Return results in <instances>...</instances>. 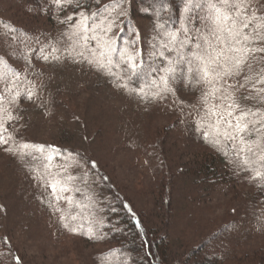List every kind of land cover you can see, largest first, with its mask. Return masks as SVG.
<instances>
[{"label": "rangeland", "instance_id": "obj_1", "mask_svg": "<svg viewBox=\"0 0 264 264\" xmlns=\"http://www.w3.org/2000/svg\"><path fill=\"white\" fill-rule=\"evenodd\" d=\"M257 3L264 5V0ZM43 4L54 10L47 15L35 5L28 10L14 0H0V55L11 67L0 66V72L10 77L18 71L22 81L19 107L13 111L21 118L6 124L14 137L12 147L44 146L43 152L27 149L28 156L0 146V237L6 236L13 247L3 250L0 242V264H15V251L21 264H103L101 254L113 243L106 242L107 236L96 239L85 233L92 227L89 221L99 227L93 229L94 236L108 231L105 225L112 222L109 216L119 195L147 223L155 222L153 233L168 236L172 246L168 264H183L194 248L202 246L201 255L221 257L218 264H257V257L264 256V202L236 193L232 185L206 182L217 176L216 167L208 164L204 169L210 148L206 126L197 115L200 109L190 112L193 108L187 107V117L195 121L183 115L185 103L196 96L188 82L177 81L167 103H152L117 87L114 78L86 62L44 61L42 47L44 54L50 46L61 49L57 55L63 53L68 27L61 21L77 9L61 11L52 0ZM133 8L138 39L133 48L142 50L143 60L152 56L157 33L142 7ZM121 41L119 51L130 49L126 39ZM141 81L146 82L144 77ZM36 84L41 85L38 95L28 99L27 91H37ZM105 175L113 189L103 182ZM68 176L77 177L68 186L80 192L60 190L59 181ZM52 183L57 184L59 202ZM72 215L78 219L71 220ZM148 259L145 264H154Z\"/></svg>", "mask_w": 264, "mask_h": 264}, {"label": "snow or ice", "instance_id": "obj_2", "mask_svg": "<svg viewBox=\"0 0 264 264\" xmlns=\"http://www.w3.org/2000/svg\"><path fill=\"white\" fill-rule=\"evenodd\" d=\"M52 2L61 11L73 6L77 10L61 21L68 27V33L63 34V53L57 55L61 49L50 46L51 50L44 54L42 47L39 50L41 59L86 62L114 78L117 87L153 101H166L168 95L174 93L173 85L177 81H187L190 85L194 82L202 87L201 109L197 111L200 124L211 129L204 132L205 139L211 138V143L222 149L230 147L242 170L252 172V179L264 180V109L242 104L237 97V93L243 90L247 93L242 96L243 100L264 104V5L257 0H186L185 20L178 29L168 31L164 25H157L163 31L157 33L151 55L160 63L151 67L148 73L151 79L143 87L136 85L130 89L133 78L143 80L144 63L142 50L118 52L113 45L114 32L120 29L121 21L127 15L126 0H110L96 11L81 10L82 5L74 0ZM11 30L15 31L14 28ZM130 44L135 45V41ZM20 76L18 72H13L10 77L0 72V146L5 151L28 156L31 153L27 149L43 152L44 146L23 143L13 148L14 137L6 126L21 118L13 115L19 107ZM34 87L37 91L28 90V99L38 95L41 85ZM146 88L151 90L150 96ZM180 109L183 110L182 101ZM224 155L227 156L228 152L225 151ZM88 163L92 168L96 167L94 161ZM76 179L74 176L61 179L60 190L80 192V188L68 186ZM49 186L59 202L57 184ZM64 199L73 202L69 197ZM57 211L63 210L58 208ZM62 218L67 221L69 217ZM70 218L73 221L78 219L75 215ZM64 226L73 232L78 231L69 223ZM85 234L89 238L103 239V236L93 235L91 226ZM15 259L19 264V257Z\"/></svg>", "mask_w": 264, "mask_h": 264}, {"label": "trees", "instance_id": "obj_3", "mask_svg": "<svg viewBox=\"0 0 264 264\" xmlns=\"http://www.w3.org/2000/svg\"><path fill=\"white\" fill-rule=\"evenodd\" d=\"M21 4L22 8L30 10L28 6L35 5L36 8H39L40 11L46 13L48 15L49 12H52L54 9L52 6H46L43 4L44 0H14ZM79 4L82 5V9H88L90 11H96L97 8L103 4L110 3V0H99V4L97 0H78ZM186 0H126V8L127 15L123 17L121 24L122 26L118 29L117 36L113 35V45L118 48L122 39H126L130 46V49H134L133 46H136L137 37L135 33V26L132 23L133 19V5L138 4L140 8L143 9V15L148 17L156 30V33L162 32L163 29L157 28V25H164L168 31H172L178 29L180 27L181 20L185 19V6ZM13 5V3H12ZM45 7V8H44ZM43 8V10H41ZM145 9L148 11L146 12ZM120 30V32H119ZM117 37V38H116ZM135 41V45H131V41ZM5 57L0 55V66L7 67L11 69L10 64ZM144 63V72L143 77L146 82L151 79L148 73L151 71V67H155L160 63L159 60H156L153 56L146 57L143 59ZM260 65H257L259 67ZM18 72V71H16ZM131 84L135 87L136 85L144 86V83L141 81L140 77H135L132 79ZM189 84V83H188ZM189 86V91H192L194 95H196L193 99L189 100L185 103L187 106L185 107V111L183 113L184 118L187 117V107L195 109H201L200 98L202 87L196 85L194 82ZM146 92L151 95V90L145 89ZM243 90L237 93L238 99L242 104H246L249 107H259L264 109V104H259L255 100H243L242 96L245 95ZM254 95V93H253ZM150 100L152 103H157L159 101ZM167 103V100L164 101ZM161 103V102H160ZM164 104V103H163ZM168 104H172L169 102ZM171 106V105H168ZM202 112V111H201ZM203 114V113H202ZM188 118V117H187ZM186 118V119H187ZM191 119V118H188ZM193 120V119H191ZM195 121V120H193ZM206 126V125H205ZM205 131H211L210 128L206 126ZM207 144L210 149L209 153H206L204 157L207 160L204 165V169L207 170L208 164H212V166L216 167L215 172L217 176L211 181L210 177L206 179V182L219 183L222 185L228 184L232 185L231 188L235 190L236 193L244 192V196L249 198L250 200L258 199L260 202H264V180H256L252 179L253 173L250 171H244L238 166L236 160L232 155L231 148H219L214 146L211 143V138L207 139ZM227 151L228 155L225 156L224 152ZM230 160V162L228 161ZM222 168L224 170H219ZM206 178V177H205ZM103 182L111 189H113V185L111 178L109 176L103 177ZM216 179V180H215ZM244 184V190L243 185ZM234 185V186H233ZM239 187V189L237 187ZM247 187V188H246ZM248 189V190H245ZM115 189V188H114ZM117 194V193H116ZM117 200L119 202L116 203V208L113 207L112 216H109V219H112V222H107L105 228H108V231H100L103 233V239L107 236V243H113V246L107 251H104L101 254L100 260H102L103 264H145V260H150L154 264H168L171 256V243L168 236H159L156 233L152 232V229L155 228L156 224L152 220L150 223H147L142 218V213L138 212L130 202L123 198V196L119 195ZM113 213H115L113 215ZM103 221V220H102ZM114 221V225L112 224ZM101 223V221H98ZM96 223L92 222V229L98 231ZM0 242L3 245V250L13 248L8 243L7 237H0ZM171 246V247H170ZM203 247V246H202ZM202 247L194 248L185 259L183 264H218L221 257L216 253H208L201 255ZM14 252V251H13ZM11 253L8 252L7 256ZM149 256V257H148ZM16 257H19L17 252L13 254V262L17 264ZM2 256H0L1 260ZM250 258V257H249ZM21 258L19 257V264H21ZM264 261V256L261 255L257 257V264H261Z\"/></svg>", "mask_w": 264, "mask_h": 264}]
</instances>
